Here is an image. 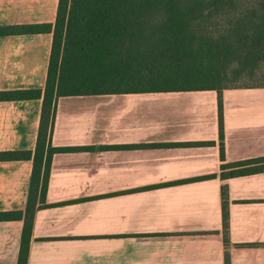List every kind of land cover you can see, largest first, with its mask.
I'll use <instances>...</instances> for the list:
<instances>
[{
  "label": "crops",
  "instance_id": "0c3cea01",
  "mask_svg": "<svg viewBox=\"0 0 264 264\" xmlns=\"http://www.w3.org/2000/svg\"><path fill=\"white\" fill-rule=\"evenodd\" d=\"M57 0H0V27L52 22ZM51 34L0 36V90L44 88ZM41 99L0 100V150L32 149ZM60 97L27 264H264V87ZM252 164H249V166ZM31 160L0 161V211L23 210ZM22 220L0 221V264H16ZM237 244H250L240 246Z\"/></svg>",
  "mask_w": 264,
  "mask_h": 264
},
{
  "label": "trees",
  "instance_id": "16d2710c",
  "mask_svg": "<svg viewBox=\"0 0 264 264\" xmlns=\"http://www.w3.org/2000/svg\"><path fill=\"white\" fill-rule=\"evenodd\" d=\"M40 33L51 34L44 88L0 90V100L41 99L34 147L0 150V161H32L24 209L0 211V221L23 222L16 264H27L36 210L51 205L53 155L84 149L52 145L58 98L215 90L223 159V90L264 87V0H57L52 22L0 27V36ZM235 166L221 178L264 170V157L221 164ZM221 201L230 264L226 184Z\"/></svg>",
  "mask_w": 264,
  "mask_h": 264
},
{
  "label": "rangeland",
  "instance_id": "374dc122",
  "mask_svg": "<svg viewBox=\"0 0 264 264\" xmlns=\"http://www.w3.org/2000/svg\"><path fill=\"white\" fill-rule=\"evenodd\" d=\"M258 82H264V73L261 75V79Z\"/></svg>",
  "mask_w": 264,
  "mask_h": 264
}]
</instances>
